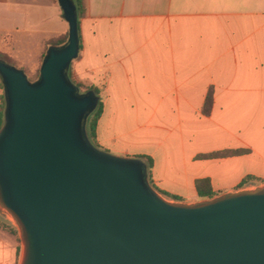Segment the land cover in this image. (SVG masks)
I'll return each mask as SVG.
<instances>
[{
	"label": "crops",
	"instance_id": "crops-1",
	"mask_svg": "<svg viewBox=\"0 0 264 264\" xmlns=\"http://www.w3.org/2000/svg\"><path fill=\"white\" fill-rule=\"evenodd\" d=\"M32 1L0 0V40L20 34L13 43L35 50L36 75L69 27L55 0ZM85 2L70 70L102 105L98 149L150 160L152 185L181 202L199 201L198 180L217 196L246 178V188L264 186V0ZM9 60L24 70L23 57ZM231 152L240 153L203 158ZM21 256L16 235L0 229V264Z\"/></svg>",
	"mask_w": 264,
	"mask_h": 264
},
{
	"label": "water",
	"instance_id": "water-1",
	"mask_svg": "<svg viewBox=\"0 0 264 264\" xmlns=\"http://www.w3.org/2000/svg\"><path fill=\"white\" fill-rule=\"evenodd\" d=\"M58 4L68 39L48 48L35 81L0 59V210L18 228L20 264H264V186L168 202L144 162L91 143L98 100L67 77L78 16Z\"/></svg>",
	"mask_w": 264,
	"mask_h": 264
},
{
	"label": "trees",
	"instance_id": "trees-1",
	"mask_svg": "<svg viewBox=\"0 0 264 264\" xmlns=\"http://www.w3.org/2000/svg\"><path fill=\"white\" fill-rule=\"evenodd\" d=\"M74 3H75L74 6H75V9H76L77 16H78V21H79V19H81L84 16V14H85L86 2H85V0H74ZM67 39H68V34H66L62 38L50 43L48 45V48L62 46V45H64L67 42ZM79 41H80V38H79ZM80 49H81V47L79 48V51H80ZM43 58H44V56H43ZM43 58H42V60H43ZM0 59L3 60L2 58H0ZM42 60H41V62H42ZM3 61H5L8 64L12 65L11 61L9 62L8 60H5V59ZM67 77L77 88H79V86L76 85L74 83V81H73L72 73H71L70 68L68 70ZM0 103H1L0 104V129H1V127L3 125V120H4V107H5L4 97L1 98V102ZM211 107H212V98L208 97L207 101H206V103L204 104V107H203V114L204 115H208L210 113ZM101 112H102V105L100 103H98L95 111L91 114L92 117L90 118V120H88V125L86 127V134H87V137H88V139L90 141H92L95 138L96 124H97V121H98V119H99V117L101 115ZM239 153L240 152L215 153V154H210V155H207V156H203V158H215V157H220V156L236 155V154H239ZM145 165H146L147 169L149 170L148 174H149V178H150V169L152 168V162L150 160H148L145 163ZM252 180H253V178H246L245 180H243L238 185L237 189L240 190V189L246 188ZM153 188L159 194L164 195V196L168 197L169 199H171L173 201H178V202L182 201V200H180L177 197H171V196L166 195L165 193H163V192L159 191L158 189H156L154 186H153ZM196 191H197V195H198V199L199 200H210V199L215 198L218 195V194H216V193H214L212 191L211 183H210V181L208 179L198 180L196 182ZM0 229L3 230V231H7V232H10V233H13V234L17 235V232H16L15 228H12V227H10L7 224H3L1 221H0Z\"/></svg>",
	"mask_w": 264,
	"mask_h": 264
},
{
	"label": "rangeland",
	"instance_id": "rangeland-1",
	"mask_svg": "<svg viewBox=\"0 0 264 264\" xmlns=\"http://www.w3.org/2000/svg\"><path fill=\"white\" fill-rule=\"evenodd\" d=\"M56 2H57V4H58V0H55ZM28 2L31 4V5H33L32 4V0H28ZM71 3L73 4V5H75V3H74V0H71ZM58 7L60 8V6H59V4H58ZM20 34H18V33H16V32H14V33H12V34H10V37H11V40L13 39V42H15V39L19 36ZM38 38H39V36H37L36 35V37H34V43H36L37 42V40H38ZM13 42H11L10 41V38L9 39H7V43H4L3 45L1 44V40H0V58H2L3 60L5 59V60H8L9 62L11 61V60H9L10 59V57H11V55L15 58V57H17V56H21V57H23V61H24V65H25V68H24V70H25V74H26V76H27V78L29 79V81H35L37 78H38V76H39V71L37 72V74L35 75L34 74V70H35V59H36V53H35V50H27L26 48H23V46H20V44H14ZM15 67V66H14ZM17 68V67H16ZM18 69H20V68H18ZM23 70V71H24ZM78 91H79V93L80 94H85V91H84V89H82L80 86H79V88H78ZM0 96H1V98H3V87H2V84H1V80H0ZM1 98H0V101H1ZM1 104V103H0ZM92 116L90 115L89 116V118H88V120H90V118H91ZM88 120H87V124H86V127H87V125H88ZM91 143L94 145V146H96V143H95V139H93L92 141H91ZM96 148H98L97 146H96ZM112 155H114V154H112ZM145 164V163H144ZM148 170V169H147ZM149 171V170H148ZM148 179H149V182H150V185L152 186V182L150 181V178H149V174H148ZM153 187V186H152ZM167 187H169V188H171V185L170 184H167ZM253 188H246L245 190H252ZM161 195V194H160ZM161 197L163 198V199H165L166 201H168V202H174V203H176V202H178V201H173V200H171V199H169L168 197H166V196H164V195H161ZM199 201H201V200H199ZM199 201H197V202H199ZM197 202H185V203H187V204H193V203H197ZM0 221L3 223V224H7V225H9L10 227H12V228H15L16 229V232H17V235H16V237H17V239H18V242L21 244V248H22V255H23V246H22V243H21V239H20V236H19V231H18V228L16 227V225H15V223L11 220V218L6 214V213H4V212H2L1 210H0ZM21 259H22V256H21ZM19 262H21V261H19ZM20 264V263H19Z\"/></svg>",
	"mask_w": 264,
	"mask_h": 264
},
{
	"label": "bare ground",
	"instance_id": "bare-ground-1",
	"mask_svg": "<svg viewBox=\"0 0 264 264\" xmlns=\"http://www.w3.org/2000/svg\"><path fill=\"white\" fill-rule=\"evenodd\" d=\"M12 220V219H11ZM13 221V220H12Z\"/></svg>",
	"mask_w": 264,
	"mask_h": 264
}]
</instances>
